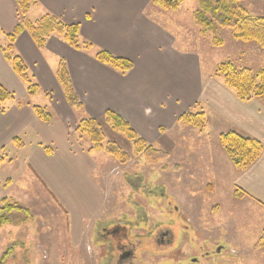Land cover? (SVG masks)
<instances>
[{
	"label": "crops",
	"instance_id": "crops-1",
	"mask_svg": "<svg viewBox=\"0 0 264 264\" xmlns=\"http://www.w3.org/2000/svg\"><path fill=\"white\" fill-rule=\"evenodd\" d=\"M152 1L38 0L27 15L32 22L52 14L66 22L80 23L81 38L92 45L76 49L52 36L39 49L28 32L18 35L15 52L32 69L40 87L30 96L27 85L1 48L7 42L6 34L19 23L18 6L15 0H0V39L3 38L0 83L13 93L12 99L0 103V165L9 158L20 164L21 174L29 170L32 175L33 171L45 194L66 213L71 246L86 245L85 256L92 248L87 240L104 216L109 183L103 186L102 164L106 159L97 153L100 150L84 144L85 137L79 134L73 139L70 131L76 132L81 117L99 119L107 110L122 115L149 143L160 141L178 126H184L177 121L178 117L194 109L205 112L207 128L213 123L218 136L237 131L260 140L263 144L260 156L248 168L239 170L224 149L215 154L213 161L207 154L209 150L205 152L204 144L210 141L204 135L196 138L199 145L194 148H188V139H183L184 149L191 152L189 157L199 154L206 162L204 170L211 180L221 183L222 169H226L225 175L236 177L233 184L246 192L240 199H248V204L258 206L264 215L263 99L243 101L214 73L204 78L198 52L178 48L176 34L156 19L168 20L169 14L178 12L182 5L167 11ZM191 17L194 22L192 12ZM97 49L127 58L134 67L123 74L101 62L96 57ZM62 61L83 102L81 113L69 105L58 81ZM35 105L49 109L52 121H42L33 109ZM2 106L6 107L5 112ZM11 188L3 190L12 191ZM14 251L19 253L13 247L9 252L13 257Z\"/></svg>",
	"mask_w": 264,
	"mask_h": 264
},
{
	"label": "rangeland",
	"instance_id": "rangeland-1",
	"mask_svg": "<svg viewBox=\"0 0 264 264\" xmlns=\"http://www.w3.org/2000/svg\"><path fill=\"white\" fill-rule=\"evenodd\" d=\"M241 2L250 14L264 16V0ZM197 6V0H184L181 9L170 13L168 20L156 19L176 34L178 48L198 52L204 78L214 73L215 68L224 61L253 71L264 68V46L256 40L238 39L233 29L222 26H219L220 41L215 44L213 35L208 31L203 33L193 22L191 12L194 14ZM161 11L168 15V12ZM28 69L32 74L29 66ZM103 117L99 120L106 136L104 144L108 140L116 141L130 153L131 159L123 163L105 150L97 151L106 159L102 164L103 186L109 183V193L103 219L100 224V220L96 222L99 225L87 240L92 247L90 253L84 255L86 245L80 248L71 246L66 213L45 194L33 171L32 175L29 170L21 174L18 172L20 164L5 158L3 161L6 162L0 165V205L6 199L29 211L22 210V216L9 213L7 221L0 224V264H70L71 261L74 264H86L87 261V264H105L106 250L102 232L104 228L115 224L128 225L132 234L146 235L149 231H158L162 244L159 245L160 249L167 248V237L162 232L168 236L171 233L174 235L175 242L171 245L174 249L188 250V247H196L193 241L188 245L189 239L194 240V237H198L197 246L200 238L207 239L204 251H209L208 258L195 255L203 263L264 264V245L261 244L264 241V215H261L260 208L248 204V199H240L242 196L239 197V194L245 190L234 185L236 177L225 175L226 169H222L224 174L221 183L214 182L204 170L206 162L198 157L199 154L190 158L191 152L184 149L186 145L188 148L198 146L196 138L204 135L210 141L208 145L204 144L205 152L209 150L207 154L214 161L215 154H219L223 147L213 123L204 134L193 126H178L169 136L151 143L167 151L169 157L157 163H149L144 156L135 155L132 141H128L125 134L114 131ZM76 132L70 131L73 139L78 136ZM184 138L188 139L186 145ZM84 144L90 145L86 136ZM10 186L12 191L3 190ZM154 246L143 244L140 246V254L144 256L153 253ZM13 247L19 251H14L15 257L9 254ZM195 253L188 251L186 256L176 257L172 252V256H164L189 260Z\"/></svg>",
	"mask_w": 264,
	"mask_h": 264
},
{
	"label": "trees",
	"instance_id": "trees-1",
	"mask_svg": "<svg viewBox=\"0 0 264 264\" xmlns=\"http://www.w3.org/2000/svg\"><path fill=\"white\" fill-rule=\"evenodd\" d=\"M15 1L19 10V23L10 33L6 34L7 42L5 41V44H2L1 48L16 74L27 85L28 94L32 96L39 91L40 87L34 75L29 73L26 62L15 52L14 43L18 35L24 31L28 32L39 49L44 48L47 39L52 36L60 37L76 49H81L82 47L88 49L92 44L81 38L80 23L66 22L52 14H46L35 22H32L27 15L31 7L38 3V0ZM241 1L198 0L197 9L194 12V22L201 28L203 33H207L208 31L213 35L215 44H218L220 41L218 39L220 34L219 26H222L233 29L234 36L238 39L246 41L256 40L261 46H264V16L250 14ZM183 2L184 0H153L152 4L167 11H174ZM96 57L101 62L110 65L123 74L134 67L131 60L114 55L107 50H99L96 53ZM214 76L222 79L223 83L243 101H249L254 98L264 99V68L253 71L251 68H238L232 62L224 61L215 68ZM57 78L69 105L81 113L84 107L83 102L74 90L64 61L60 63ZM12 98L13 93L0 83V103L2 104ZM33 109L42 121H52L53 116L45 107L35 105ZM2 111H6L5 106H2ZM103 118H105V122L111 125L114 131L125 134L128 141H132L135 155L144 156L149 163H157L169 157L167 151L149 143L122 115L112 110H107ZM177 121L186 126H193L200 131H205L208 125L207 116L203 111L191 110L185 112L178 117ZM77 133L89 139L91 149L105 150L108 154L123 163H127L131 159L130 153L124 150L116 141L108 140L106 145L104 144L106 136L102 129L101 120L97 118L89 116L81 117L78 122ZM220 142L234 166L241 170L248 168L255 162L263 150V144L260 140L237 131L221 133ZM17 143L21 144L18 140ZM245 193L241 192L239 197ZM22 210L25 212L29 211V209L23 206L10 203L4 199L0 205V224H4L7 221L9 213L22 216ZM261 244L264 245V241Z\"/></svg>",
	"mask_w": 264,
	"mask_h": 264
},
{
	"label": "flooded vegetation",
	"instance_id": "flooded-vegetation-1",
	"mask_svg": "<svg viewBox=\"0 0 264 264\" xmlns=\"http://www.w3.org/2000/svg\"><path fill=\"white\" fill-rule=\"evenodd\" d=\"M123 229V231H121ZM104 233V262L105 264H139V261H141V264H164V262L167 263H173V264H208V261L206 263H203L201 259L198 256L195 255H202L203 258H208V252L204 251L206 248V245L204 242L207 239H199L198 246H197V240L198 237H194V240L189 239L188 245L193 241V243L196 244V247L187 248L188 250H181L179 248H172L171 245H174L175 239L173 238L174 235L171 233V236H168L166 233L162 234L167 237L166 249H160L159 245V235L158 231H149L146 235L144 233L142 234H132V232L129 230L128 225H119L115 224L111 227L104 228L102 234ZM187 238V237H186ZM188 239V238H187ZM183 240V238H182ZM143 244L145 245H155L153 253L150 254H144L146 258L144 259L143 254H140L141 248ZM172 245V246H173ZM143 248V247H142ZM146 248V247H145ZM144 248V249H145ZM179 249V250H178ZM188 251L197 252L194 254V256L189 257V260L187 258H174V257H165L164 255L167 254L176 257L186 256ZM203 251V252H202ZM191 254V252H190ZM162 255V256H161ZM186 262V263H184ZM165 263V264H167ZM214 264V263H210Z\"/></svg>",
	"mask_w": 264,
	"mask_h": 264
}]
</instances>
